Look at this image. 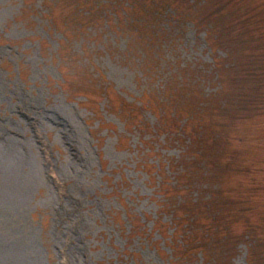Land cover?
<instances>
[{
  "label": "rangeland",
  "instance_id": "obj_1",
  "mask_svg": "<svg viewBox=\"0 0 264 264\" xmlns=\"http://www.w3.org/2000/svg\"><path fill=\"white\" fill-rule=\"evenodd\" d=\"M83 1L0 0V264H264V0H175L157 63Z\"/></svg>",
  "mask_w": 264,
  "mask_h": 264
},
{
  "label": "trees",
  "instance_id": "obj_2",
  "mask_svg": "<svg viewBox=\"0 0 264 264\" xmlns=\"http://www.w3.org/2000/svg\"><path fill=\"white\" fill-rule=\"evenodd\" d=\"M116 2V3H114ZM175 0H90V7L85 8L86 4L84 1L80 7H78V11L80 9L86 13L89 12L94 16H100L104 12H106L107 16L111 19V24L115 27V29L120 28V30L127 31L130 35L137 36L141 39H138L139 42H147L144 46H147V50H153V53L146 51L149 56H145L146 59L148 58L149 61L153 63H157L159 61V56L161 51H164L162 48L165 44L166 40L161 37V33H166V29L161 28V32H157V28L162 21V17L165 18V9L172 8L176 13L177 17L186 20V18H190L194 21V17L191 16L189 12L183 11L180 7L176 4ZM200 4V3H199ZM83 12H81L83 14ZM109 13H111L109 15ZM184 16V17H182ZM159 50L157 57L155 58V54ZM152 57L155 61H152ZM80 62V61H78ZM150 63V64H153ZM250 72H261L264 73V68L261 69L260 67H250L248 73ZM259 78V76H257ZM184 88V87H182ZM258 94L252 97H246L243 102V111L250 113L248 119L249 123L252 122L256 114L260 112H264V101L259 97ZM244 122L243 119H241ZM263 130L259 133V137L263 136ZM245 173L251 172L252 174L249 176V179L258 172V169L252 162L244 163ZM261 186H264L263 183H260L257 180H253V184L251 189L254 191L258 190ZM215 220V219H214ZM191 242L192 238L190 237ZM190 249L193 252L198 251V248L194 249V246L188 244L187 248L184 250ZM195 250V251H194ZM201 251V250H200ZM189 252V251H188Z\"/></svg>",
  "mask_w": 264,
  "mask_h": 264
}]
</instances>
